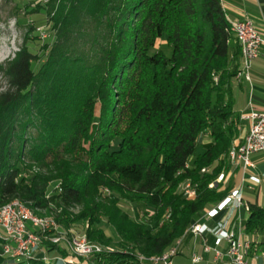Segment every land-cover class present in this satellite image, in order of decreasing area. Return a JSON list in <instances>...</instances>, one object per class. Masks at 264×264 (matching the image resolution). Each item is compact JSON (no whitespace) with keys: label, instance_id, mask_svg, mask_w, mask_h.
<instances>
[{"label":"trees","instance_id":"obj_1","mask_svg":"<svg viewBox=\"0 0 264 264\" xmlns=\"http://www.w3.org/2000/svg\"><path fill=\"white\" fill-rule=\"evenodd\" d=\"M25 15L34 23L2 68L0 206L19 199L65 228L84 222L91 241L115 247L80 264H138L185 241L232 191L210 187L231 171L240 123L231 86L242 47L222 0H51ZM188 180L194 198L181 189ZM51 182L61 191L47 197ZM243 224L264 239V205L249 201ZM0 264L61 263L0 254Z\"/></svg>","mask_w":264,"mask_h":264},{"label":"built area","instance_id":"obj_2","mask_svg":"<svg viewBox=\"0 0 264 264\" xmlns=\"http://www.w3.org/2000/svg\"><path fill=\"white\" fill-rule=\"evenodd\" d=\"M51 0H38L37 3L47 5ZM231 31L242 47V65L235 76V80L248 82L252 81V64L259 57H264V34L258 30L254 21L250 18L240 19L239 22H230ZM43 28H39L42 31ZM42 33V38H47V34ZM249 111L244 112L241 120L250 122V129L243 143H234L230 151L231 163L234 167H242L244 170L242 186L236 188L221 201L217 206L208 208L204 217L191 228L193 236H203L205 233H212L215 236L214 245L204 243L203 253L213 254L214 262L218 263L228 256L233 264H250L249 253L252 248L250 240H244L237 234L236 227L230 228L232 217L236 210L244 206L243 184L246 179L252 183L259 184L261 179L252 174L248 176L250 169L254 170L257 163L253 156L264 152V109L256 108L250 99ZM205 171V169H203ZM224 180L221 174L215 186ZM56 188L61 191V185ZM181 189L187 198L196 196V189L191 183L185 182ZM48 193L47 197H50ZM221 211H225L224 217L213 227L206 221L215 218ZM0 240L2 242L1 256L6 258H35L42 254L47 262H60L61 264H80L77 258H85L111 252L113 249L91 241L87 233H79L75 230L68 231L55 217L41 216L36 214L32 208L19 199L0 206ZM228 243V250L224 252L222 243ZM59 245L65 247L68 256L61 253L49 254L45 244ZM47 243V244H48ZM182 240L164 253L156 256L146 257L139 255L138 264H174V259L180 254ZM264 257V252L262 253ZM204 260L203 254H193L192 263H200ZM88 264V263H86Z\"/></svg>","mask_w":264,"mask_h":264},{"label":"crops","instance_id":"obj_3","mask_svg":"<svg viewBox=\"0 0 264 264\" xmlns=\"http://www.w3.org/2000/svg\"><path fill=\"white\" fill-rule=\"evenodd\" d=\"M222 2L231 21L244 19L246 17L250 18L254 21L258 30L264 34V0H222ZM251 98L257 109H264V57H259L253 61L251 82L246 80L240 82L235 80V78L232 81L231 99L234 102V111L236 112L235 114L240 116V123L237 126L238 135L235 143H243L249 132L250 122L241 120V116L244 112L249 111L248 105ZM256 163L257 167L254 169V171L261 170L264 174V161ZM235 169H237L236 184H224V186L232 187L231 192L242 186V182L241 184L239 183V176L242 174L243 180L244 175V170L242 167H236ZM240 170H242L241 174L239 172ZM252 171V169L249 170L248 176L255 174L260 178L259 175L253 173ZM243 194L244 206L236 210L234 213L230 223V228L236 227L237 234H240L244 240H250L252 242L258 240L259 243L264 240L262 235L258 234L255 236H249L246 234L243 224V215L246 211L249 201L264 205V182L261 180L259 184H252V181L246 179L245 184H243ZM206 222L212 227L215 225L212 219ZM205 242L214 245L215 236L212 233H205L203 236L198 237L189 235L185 241H183L180 254L175 257L174 264H194L192 263L191 257L195 253L203 254L204 257L202 262L196 264H233L228 256H225L222 261L215 263L212 253H203L202 247ZM221 248L224 252H227L228 243L224 241ZM251 251L252 253L248 257L250 264H264V257L262 256V253L264 252V245L261 247L255 246Z\"/></svg>","mask_w":264,"mask_h":264},{"label":"rangeland","instance_id":"obj_4","mask_svg":"<svg viewBox=\"0 0 264 264\" xmlns=\"http://www.w3.org/2000/svg\"><path fill=\"white\" fill-rule=\"evenodd\" d=\"M37 1L38 0H0V90H4L8 87L7 78H6L2 68L5 66V64L10 59L15 57L16 53L20 50L21 46L24 44L25 34L27 32V29H28L27 24L28 23H34V22H32V19L30 17H27V15H25L26 17H20L19 15H20V13L25 12L27 6L35 5V4L37 5L38 4ZM48 4L44 5V6L47 7ZM37 24H39V23H37ZM44 24L45 23H42V25H44ZM41 32L48 34L46 32V28H44V27H43L42 31H40V34L42 37ZM160 46L168 55H171L172 48L166 43L165 40H160ZM243 81H245V80H243ZM202 151H203V147L201 145H199L195 154L191 157V159H194ZM253 160L255 162L264 161V152L255 154L253 156ZM231 166H232L231 171H229L228 173H225V172L221 173L224 176V180H222V182L224 184H236V181H237L236 171H237V169H235L236 167H234L233 165H231ZM33 170L37 171V168H34ZM239 172L241 174L242 170H240ZM239 172H238V174H239ZM252 172L259 175L261 180L264 182V174L261 170H258V171L253 170ZM239 177H240L239 183L241 184L242 174ZM185 182H187V181H185ZM185 182H183L182 184H184ZM188 183H191V181L188 180ZM247 183H248V181H247ZM57 184H59V183L58 182H51L49 185L48 193H50L52 195L53 193L58 192L59 189L55 187V186H57ZM252 184H255V183H252ZM123 207L133 217H138V216H140L141 218L143 217V209L142 208H138V207L134 206L133 204H123ZM78 211H79V208H76L75 212H78ZM39 215L55 217L54 213L52 214V213H50L48 211H44V210H41ZM86 226H87L86 223L80 222V223L75 224V225L71 226L70 228H66V229L68 231L69 230L70 231L75 230L79 233H86V231H85ZM112 233H113L112 229L111 228L109 229V227H108L107 228V234L112 235ZM182 243H183V241H182ZM102 245H104V244H102ZM105 246H109L113 250L115 248L113 245H105ZM203 246H204V244H203ZM202 249H203V247H202ZM52 256H53V254H52ZM192 257H193V255H192ZM192 257H191V259H192ZM213 260H214V258H213Z\"/></svg>","mask_w":264,"mask_h":264},{"label":"bare ground","instance_id":"obj_5","mask_svg":"<svg viewBox=\"0 0 264 264\" xmlns=\"http://www.w3.org/2000/svg\"><path fill=\"white\" fill-rule=\"evenodd\" d=\"M224 9H225V8H224ZM225 11H226V10H225ZM230 22H239V20H236V21H231V20H230Z\"/></svg>","mask_w":264,"mask_h":264}]
</instances>
